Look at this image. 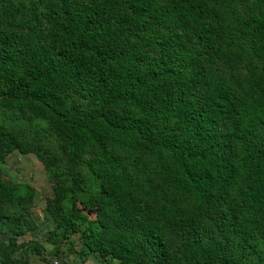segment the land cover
Returning <instances> with one entry per match:
<instances>
[{"label": "trees", "instance_id": "16d2710c", "mask_svg": "<svg viewBox=\"0 0 264 264\" xmlns=\"http://www.w3.org/2000/svg\"><path fill=\"white\" fill-rule=\"evenodd\" d=\"M12 152L51 210L90 189L63 222L80 259L264 264V0H0V168ZM32 201L0 180V264L34 253Z\"/></svg>", "mask_w": 264, "mask_h": 264}, {"label": "rangeland", "instance_id": "374dc122", "mask_svg": "<svg viewBox=\"0 0 264 264\" xmlns=\"http://www.w3.org/2000/svg\"><path fill=\"white\" fill-rule=\"evenodd\" d=\"M14 127L19 134H28L27 125L20 119L15 120ZM0 180L15 185H26L33 197L29 212L35 227L21 237L20 241L31 248L34 253L18 252L16 257L25 256L28 264H49L51 259L56 257V253L47 238L49 231L55 228L60 234L66 232L70 238L69 241H62V248L66 254V262L63 261L62 264H76L78 260L75 255L79 250L78 236L84 225L81 219H77L73 224L74 228L66 226L64 229L63 222L65 224L72 210L84 213L83 203L90 194V189L85 193H73L63 201L60 209L51 210L50 201L53 199V189L49 174L33 155H21L17 152H12L5 158L4 165L0 168ZM0 240L5 241L6 237L0 236ZM112 263L110 259L102 260L97 257H92L89 261V264Z\"/></svg>", "mask_w": 264, "mask_h": 264}, {"label": "crops", "instance_id": "0c3cea01", "mask_svg": "<svg viewBox=\"0 0 264 264\" xmlns=\"http://www.w3.org/2000/svg\"><path fill=\"white\" fill-rule=\"evenodd\" d=\"M76 256V259L78 260V262L76 263V264H89V261H90V259L92 258V257H95V256H93V255H89V256H87V257H85V258H83V259H80L77 255H75ZM54 258V257H53ZM52 258V259H53ZM56 258V257H55ZM75 258V257H74ZM51 259V260H52ZM56 260H58V263L59 264H62L63 263V261H65L66 262V254H64V252L62 253V254H59L58 255V258H56Z\"/></svg>", "mask_w": 264, "mask_h": 264}, {"label": "built area", "instance_id": "2783aa9c", "mask_svg": "<svg viewBox=\"0 0 264 264\" xmlns=\"http://www.w3.org/2000/svg\"><path fill=\"white\" fill-rule=\"evenodd\" d=\"M49 264H59L58 260H56V258H53Z\"/></svg>", "mask_w": 264, "mask_h": 264}]
</instances>
